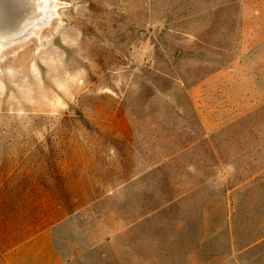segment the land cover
Segmentation results:
<instances>
[{
  "label": "rangeland",
  "instance_id": "374dc122",
  "mask_svg": "<svg viewBox=\"0 0 264 264\" xmlns=\"http://www.w3.org/2000/svg\"><path fill=\"white\" fill-rule=\"evenodd\" d=\"M0 45V264H264V0H53Z\"/></svg>",
  "mask_w": 264,
  "mask_h": 264
},
{
  "label": "water",
  "instance_id": "95a60500",
  "mask_svg": "<svg viewBox=\"0 0 264 264\" xmlns=\"http://www.w3.org/2000/svg\"><path fill=\"white\" fill-rule=\"evenodd\" d=\"M53 0H0V45L20 40L30 33V24Z\"/></svg>",
  "mask_w": 264,
  "mask_h": 264
}]
</instances>
